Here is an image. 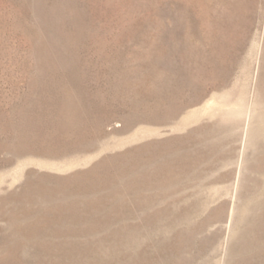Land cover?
<instances>
[{"label": "rangeland", "instance_id": "obj_1", "mask_svg": "<svg viewBox=\"0 0 264 264\" xmlns=\"http://www.w3.org/2000/svg\"><path fill=\"white\" fill-rule=\"evenodd\" d=\"M0 264H264V0H0Z\"/></svg>", "mask_w": 264, "mask_h": 264}]
</instances>
